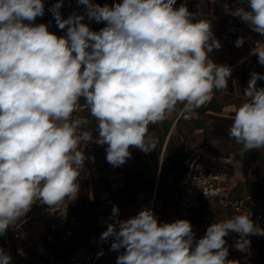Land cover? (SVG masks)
Returning a JSON list of instances; mask_svg holds the SVG:
<instances>
[{"label": "clouds", "instance_id": "1", "mask_svg": "<svg viewBox=\"0 0 264 264\" xmlns=\"http://www.w3.org/2000/svg\"><path fill=\"white\" fill-rule=\"evenodd\" d=\"M176 2L122 0L101 6L77 0L84 14L65 19L63 0H57L50 11L59 29H66L57 36L47 24L34 23L44 15V0H0V235L38 201L55 212L78 198L90 143L107 145L106 161L120 167L131 158L130 148L155 149L150 125L167 119L178 105L190 117L214 90L228 89L233 69L209 57L222 47L212 20L184 4L177 8ZM241 5L225 12L264 36V0H241ZM85 16L105 27L91 30ZM243 44L242 37L235 41L236 47ZM251 54L264 65V42L257 41ZM259 80L264 74H250L228 128L242 151L264 150ZM81 101L95 121L91 130H84L87 117L74 115ZM111 219L100 240L113 238L111 250L123 249L116 264H240L228 259L225 237L238 234L235 248L248 251L249 236H264L247 211L216 220L198 240L189 220L160 223L147 207L121 220L114 205ZM0 264H13L3 248Z\"/></svg>", "mask_w": 264, "mask_h": 264}, {"label": "crops", "instance_id": "2", "mask_svg": "<svg viewBox=\"0 0 264 264\" xmlns=\"http://www.w3.org/2000/svg\"><path fill=\"white\" fill-rule=\"evenodd\" d=\"M100 1L109 6L122 2ZM231 3V0H177L175 7L184 4L190 12L202 13L204 18L211 19L213 33L219 39L231 23L225 12ZM240 27L234 41L223 43L218 53L210 57L216 64L233 69L228 89L214 90L210 101L196 109L190 117L182 111L183 105H178L177 111L167 119L150 125L149 134L155 149L145 153L138 148H130L131 158L120 167H113L106 161L107 145H99L91 178L79 183L78 198L69 203V223L78 236L62 242V229L57 228L51 232L53 241L37 238L40 219L27 213L4 235H0V248L11 255L13 264H65L73 245L99 234V216L111 218L114 205L119 208V217L140 212L147 207L152 193L164 199L186 195L188 165L191 162L204 165L212 154L227 163L228 176L224 189L231 196L249 195L264 199V150L242 151V145L228 136L234 109L244 100L243 93L250 74H264V65L259 64L258 57L251 54L257 41L264 42V36L253 32L247 24H240ZM51 30L57 36H64V32L55 25ZM239 37L244 38V44L236 47L235 41ZM247 37L255 39L250 46ZM257 86L264 87V80L257 81ZM85 117L89 122L84 129H93L95 121L87 110ZM93 135L95 137L97 133ZM37 207L43 211L50 210L46 204ZM234 215L216 202H204L191 221L196 239L202 238L207 227L216 220ZM47 222L44 220V223ZM203 223H207L205 229L201 228ZM15 232H18V237H13ZM228 259L238 260L240 264H264V236L252 237L248 253H229Z\"/></svg>", "mask_w": 264, "mask_h": 264}, {"label": "built area", "instance_id": "3", "mask_svg": "<svg viewBox=\"0 0 264 264\" xmlns=\"http://www.w3.org/2000/svg\"><path fill=\"white\" fill-rule=\"evenodd\" d=\"M231 1L232 3L228 7L229 9L242 6L241 0ZM55 3H57V0H44V15L42 17H37L34 21L36 24H47L50 32H52V25H55L59 29L50 11V8ZM93 3L100 4L101 6L104 5L100 0H93ZM60 12L62 17L66 19L73 13L84 14L85 7L78 5L77 0H63ZM226 15L230 18L231 23L218 39L221 45L223 43L233 42L234 35L238 34L241 30L240 24H246L243 23L239 17H233L228 13H226ZM83 22L88 24L93 31H99L101 28L105 27L104 22L97 23L95 20L89 21L87 16H85ZM62 31L65 35L66 29ZM246 41L250 46L255 42V39L253 37H247ZM218 51L219 49H213V51L209 53V57L214 56ZM81 106V110L78 113H74V115L85 117L86 109L83 108V101H81ZM99 151L100 146L96 143H90L84 148V154L88 159L85 160V166L81 172L79 183L91 178ZM92 157L95 158L94 162L91 160ZM187 175L186 185L188 187V193L186 195L164 199L156 193H152L148 198L147 208L153 210L160 223H171L177 219H186L191 222L193 215L200 210L204 202L213 201L221 208L231 210L236 215L241 211L250 212L252 220L261 228H264V199H256L249 195L231 196L228 191L224 189V181L228 176V166L226 161L221 157L212 154L207 158L204 165L191 162L188 165ZM69 203L70 202H65L61 204L58 208L54 209L55 212L52 210H39L37 206L43 204L39 201L33 204L28 213L36 215L40 219L39 228L36 230L37 238H47L53 241L54 238L51 236V232L57 228L62 229L60 235V240L62 242H66L71 237L78 236L69 223ZM138 213L139 212L130 213L123 217H119V219L126 220ZM44 220H48V222L44 223ZM97 222L100 229L99 234L90 236L86 238L84 242L73 245L66 257L65 264H116L117 257L123 252V249L120 251L111 250L113 238H109L106 242L100 240L102 232L106 231L107 224L111 223L112 219L99 216ZM206 226L207 223H203L201 228L205 229ZM254 236L256 235H251L248 239L251 241ZM13 237H18V232H15ZM225 239L227 242L226 246L229 248V253H248V251H240L235 248V242L239 239L238 234L230 233ZM100 251H103L104 254L98 256L97 254Z\"/></svg>", "mask_w": 264, "mask_h": 264}]
</instances>
